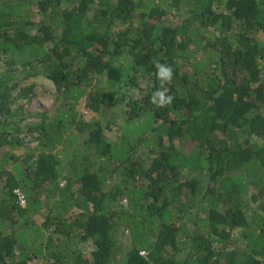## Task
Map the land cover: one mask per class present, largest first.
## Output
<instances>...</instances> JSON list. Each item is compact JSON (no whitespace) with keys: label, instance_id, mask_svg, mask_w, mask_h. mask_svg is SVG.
I'll return each instance as SVG.
<instances>
[{"label":"trees","instance_id":"obj_1","mask_svg":"<svg viewBox=\"0 0 264 264\" xmlns=\"http://www.w3.org/2000/svg\"><path fill=\"white\" fill-rule=\"evenodd\" d=\"M263 64L264 0H0V264H264Z\"/></svg>","mask_w":264,"mask_h":264},{"label":"rangeland","instance_id":"obj_2","mask_svg":"<svg viewBox=\"0 0 264 264\" xmlns=\"http://www.w3.org/2000/svg\"><path fill=\"white\" fill-rule=\"evenodd\" d=\"M179 21V20H178ZM263 73H264V64H263ZM104 82V79L100 80L98 82V86H102ZM28 83H35V90H34V96L31 99H20L18 101L19 104L25 106L26 112L30 115L29 119H27L25 122H36L38 120L39 114H51L54 112L55 107L57 105V94L55 90V86L51 81H48L43 78L34 79L31 80ZM84 109L83 106H81V110ZM112 115V110L108 113V116ZM111 133V132H110ZM23 137L25 139V142L30 147H33L37 145V140H34L33 136L26 135V133L23 134ZM188 140L186 139H180L178 141V147L182 150H185L188 148ZM118 177L113 178L109 181V187H111L113 184L118 182ZM63 185L65 184V181L62 182ZM254 189V188H253ZM24 203V202H23ZM25 204V203H24ZM44 211V210H43ZM41 211L38 215H36L32 219V224L35 226H40L41 223L44 221L45 213ZM117 240H120L122 243L121 248L119 250L120 253H118L117 260H119L125 252L129 249L130 246V238L129 233L127 230L123 231L120 230L117 234ZM56 237V235H55ZM83 248V249H82ZM80 249L86 252H90V246L87 244L82 247L80 246Z\"/></svg>","mask_w":264,"mask_h":264},{"label":"clouds","instance_id":"obj_3","mask_svg":"<svg viewBox=\"0 0 264 264\" xmlns=\"http://www.w3.org/2000/svg\"><path fill=\"white\" fill-rule=\"evenodd\" d=\"M156 75L159 81V87L152 92L150 103L156 108H162L171 105L175 99L173 95L169 94V88L166 86L171 84L173 80V69L171 66L155 62Z\"/></svg>","mask_w":264,"mask_h":264}]
</instances>
